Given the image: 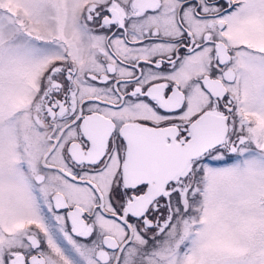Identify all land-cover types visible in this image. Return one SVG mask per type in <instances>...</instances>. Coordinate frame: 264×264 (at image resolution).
I'll return each mask as SVG.
<instances>
[{"label":"snow or ice","instance_id":"1","mask_svg":"<svg viewBox=\"0 0 264 264\" xmlns=\"http://www.w3.org/2000/svg\"><path fill=\"white\" fill-rule=\"evenodd\" d=\"M0 264H264V0H0Z\"/></svg>","mask_w":264,"mask_h":264}]
</instances>
